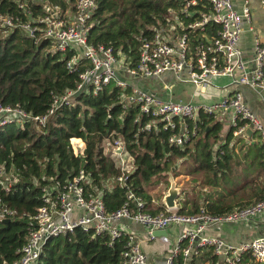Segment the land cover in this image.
<instances>
[{
  "label": "trees",
  "instance_id": "obj_1",
  "mask_svg": "<svg viewBox=\"0 0 264 264\" xmlns=\"http://www.w3.org/2000/svg\"><path fill=\"white\" fill-rule=\"evenodd\" d=\"M72 1L0 0V15L26 22L44 14V3L70 11ZM17 2H26L29 17L18 10ZM182 3L183 0H95L87 43L110 48L133 67L141 43L150 41L155 32L166 30L173 16L180 14ZM66 58L68 54L53 52L49 41L34 42L20 30L0 29V106L16 108L32 118L46 116L43 126L27 121L22 128L12 124L0 128V166L12 180L7 192L0 187V200L17 214L6 224L0 222V264L18 259L17 252L33 226L30 218L43 205V190L67 182L79 171L89 175L86 188L101 194L107 213L119 210L127 193L143 202L140 211L162 212L159 201L167 188L168 174L176 184L187 178L191 188L190 192L186 186L181 190L176 210L180 215L204 211L223 216L264 198L262 181L250 178V172L245 170L249 166L252 169L253 164L261 169L264 146L241 145L238 151L248 148L244 157L251 155V160L245 171L239 169L235 146L231 145V129L220 144L218 132L222 124L201 114L196 120V134L188 136L181 149L168 146V132H139L138 126L146 119L133 122L136 108L122 107L120 91L112 83L96 96H73L71 106H60L47 116L53 98L75 89L77 74L88 67L81 61L77 72L69 74L64 65ZM128 90L127 87L123 94H128ZM72 139L83 143L81 155L72 153ZM112 139L123 142L131 162V171L122 186L111 183L119 171L114 158L104 152V146ZM158 187L162 190L157 191ZM194 187L199 189L193 192ZM121 250L122 241L109 247L105 237L92 238L77 229L48 240L35 264H121ZM214 262L215 258L207 252L195 264ZM176 264L182 262L178 260ZM240 264L255 263L243 257Z\"/></svg>",
  "mask_w": 264,
  "mask_h": 264
},
{
  "label": "built area",
  "instance_id": "obj_2",
  "mask_svg": "<svg viewBox=\"0 0 264 264\" xmlns=\"http://www.w3.org/2000/svg\"><path fill=\"white\" fill-rule=\"evenodd\" d=\"M253 2L243 0L236 8L232 0H183L180 14L173 16V28L157 31L150 41H143L133 67L110 48L87 43L95 0H73L70 11L44 3V14L32 16L26 22L15 16L0 15V29L20 30L34 42L49 41L53 52L68 54L64 65L69 74L77 72L81 61L88 66L77 74L75 89L53 98L47 116L60 106H71L73 96L79 93L96 96L112 83L120 91L122 107L136 108L133 122L138 124L142 117L146 119L138 126V131L168 132V146L183 148L188 136L196 134L199 114L220 123L226 121L232 139L249 140L244 136L249 129V134L256 135V141L264 146V125L250 112L237 91L216 102L193 105L163 100L130 84L136 80L160 82L167 76L171 83H165L166 93H170L171 84H183L192 87L195 94H204L208 89H219L221 85H217L216 80L227 79L230 85L248 88L257 95L264 92V43L252 39L248 60L244 59L239 47L244 27L254 34L253 12L264 10V0ZM16 6L23 15L30 16L26 2H17ZM127 87L128 94H123ZM45 119L46 116L32 118L16 108L0 106V128L11 124L22 128L27 121L43 126ZM187 122L192 125L189 127ZM70 141L72 153L81 155L83 143L75 139ZM104 147L109 149L110 154H107L114 158L119 171L111 183L122 186L131 171L123 142L112 139ZM123 156L128 161L123 160ZM261 166L264 171V159ZM261 181L264 185V178ZM11 182L0 166V187L7 192ZM88 184L89 175L79 171L67 182L55 183L54 187L43 190V205L30 218L33 226L17 252L18 259L10 264H35L48 240L77 229L89 233L92 238L105 237L109 247L113 242L122 241L121 264H176L178 260L182 264H195L207 252L215 258L213 264H240L243 257L255 264H264V234L238 245L215 236L223 225L248 224L263 215L264 198L223 216H212L204 211L180 215L176 213L177 208L149 214L140 211L144 205L140 199L127 193L121 208L107 213L101 194L89 192ZM15 217L16 212L0 200V222H10ZM172 228L176 236L169 251L156 257L144 252L143 243L163 238L153 236L154 232L164 231L168 238L167 232Z\"/></svg>",
  "mask_w": 264,
  "mask_h": 264
},
{
  "label": "crops",
  "instance_id": "obj_3",
  "mask_svg": "<svg viewBox=\"0 0 264 264\" xmlns=\"http://www.w3.org/2000/svg\"><path fill=\"white\" fill-rule=\"evenodd\" d=\"M242 1L243 0H232L236 8L240 7ZM253 1L254 0H251V3H254ZM252 18H253L252 24H253L254 34L248 32L246 27H244L243 32L239 38V47L243 52L244 59L246 60H248L250 57L253 38H256L260 40L262 43H264V10L253 12ZM220 80L221 83L216 82L217 85H221L219 86V89L211 88L208 89V91L205 92L204 94H195L192 87L187 85H182L184 90L186 91V95H184L182 98L187 100V102H183L181 100L173 101V102L190 103L193 105H201V104L206 105L220 100L222 97H224L227 94H230L231 92L237 91L238 93L241 94L242 99L246 104V106L248 107V109L250 110V112H252L254 116L258 118V120L264 125V92L257 95L248 88L230 85V81L227 79H220ZM165 83L167 85L171 83L169 77L167 76H164L160 82L155 80H150L149 82L136 80L131 82L130 84L134 85L137 88L142 89L143 91H147L150 94L152 93L163 100H170L171 90L174 88L175 85H179V84H171L170 93H166L164 89ZM222 85H225V87L222 88ZM222 123H224V125H227L226 121ZM252 136H253L252 134H249V136H247L249 140H244V141L242 140L243 145L245 147H248V145L255 144L254 142L251 141ZM239 147L240 146L237 145V147H235L233 150L236 155V160L240 165L239 169L244 170L245 166L248 167L250 165L248 164V162L251 160V155H247L244 157L245 154L244 151L248 148L245 149V147H243L242 151L238 153L237 150ZM260 168L261 169L256 168V166L253 164L252 169L251 166H249L245 170L247 173L250 172V178L257 177L258 180L260 181L261 180L260 177L263 176L262 179L264 178V171L262 170V166ZM180 189L181 188H179V190ZM176 206H178L177 203ZM262 234H264V213L260 217L254 218L248 224L227 225V226L223 225L220 227V229L218 230L217 234H215V236H218L219 238L223 239L225 242H228L232 245H238L242 242L254 239Z\"/></svg>",
  "mask_w": 264,
  "mask_h": 264
},
{
  "label": "rangeland",
  "instance_id": "obj_4",
  "mask_svg": "<svg viewBox=\"0 0 264 264\" xmlns=\"http://www.w3.org/2000/svg\"><path fill=\"white\" fill-rule=\"evenodd\" d=\"M174 26V23L171 22L170 25L166 28V30H170L172 29ZM150 80H145V82H149ZM221 80H216V82H220ZM183 84H179V85H175L174 88L171 90V98L170 100L171 101H178V100H181L183 102H187V100L183 99L182 97L184 95H186V91L184 90ZM169 94V95H170ZM222 123V122H221ZM228 132V126L227 125H224V123H222V127L220 129V131L218 132V135L219 137L221 138V140L219 141L220 144H223L224 143V139H225V136ZM256 136V135H255ZM254 135L252 136L251 138V141L258 144V142L256 141V137ZM241 140V139H240ZM71 142V141H70ZM231 145L237 147L238 146H241L243 145V143L241 141H237L236 139H232V142H231ZM234 147V148H235ZM105 148V147H104ZM108 148H105L104 152L107 153L108 152ZM237 150V149H236ZM239 150V149H238ZM237 150V152L239 153V151ZM109 153V152H108ZM110 154V153H109ZM123 160H127V158L125 156H123ZM128 161V160H127ZM178 164V162H177ZM168 176V175H167ZM263 177V176H262ZM260 177V179L262 178ZM167 181V179H166ZM188 179L187 178H184L182 180H180L178 182V184L176 185L178 188H181L180 189V192L183 188H185V186L187 187V191L190 192L191 188L189 189V186H187L188 184ZM167 188H168V182H167ZM166 188V190H167ZM197 189H199V187H194L193 188V192H195ZM159 190H162V187H158L157 191ZM165 190V191H166ZM187 192V193H188ZM202 192L205 193L207 192V190L205 189H202ZM165 193V192H164ZM163 193V194H164ZM162 194V196H163ZM162 198V197H161ZM181 198H182V194L179 193V197L178 199L176 200V203L177 205L179 204L180 205V201H181ZM188 198V196H187ZM161 201V199H160ZM159 201V202H160ZM224 226H227V225H224ZM168 235L169 237L168 238H157L156 240L152 241V242H149V243H143L142 244V248L144 250V252L146 254H151V255H155V257L157 255H161L164 251H169L170 247L172 246L173 242H174V237L176 236V231L174 228L172 229H169L168 230ZM157 260V258H156Z\"/></svg>",
  "mask_w": 264,
  "mask_h": 264
},
{
  "label": "water",
  "instance_id": "obj_5",
  "mask_svg": "<svg viewBox=\"0 0 264 264\" xmlns=\"http://www.w3.org/2000/svg\"><path fill=\"white\" fill-rule=\"evenodd\" d=\"M249 133H250V130L247 129L244 132V136H246V137L249 136ZM118 151L119 150H117V153H118ZM167 182H168V188L161 198L160 205H161L163 210L172 211V210H175L177 208L176 200L179 197L180 190L176 186V183L174 182V180L170 174H168V176H167ZM8 222L9 221L4 220L1 223L6 224ZM153 236L165 238L166 234L164 231H158V232H154Z\"/></svg>",
  "mask_w": 264,
  "mask_h": 264
}]
</instances>
